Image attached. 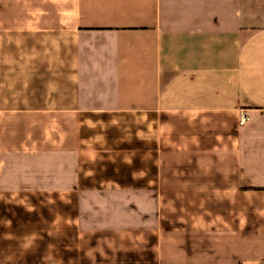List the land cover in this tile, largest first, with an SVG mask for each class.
<instances>
[{
	"label": "crops",
	"instance_id": "0c3cea01",
	"mask_svg": "<svg viewBox=\"0 0 264 264\" xmlns=\"http://www.w3.org/2000/svg\"><path fill=\"white\" fill-rule=\"evenodd\" d=\"M0 264H264V0H0Z\"/></svg>",
	"mask_w": 264,
	"mask_h": 264
},
{
	"label": "built area",
	"instance_id": "2783aa9c",
	"mask_svg": "<svg viewBox=\"0 0 264 264\" xmlns=\"http://www.w3.org/2000/svg\"><path fill=\"white\" fill-rule=\"evenodd\" d=\"M248 120V116L243 114L240 120V124H244Z\"/></svg>",
	"mask_w": 264,
	"mask_h": 264
}]
</instances>
